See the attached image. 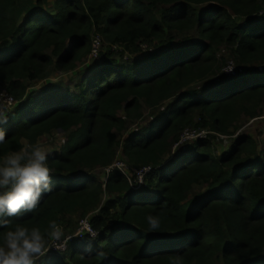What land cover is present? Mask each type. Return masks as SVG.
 I'll return each mask as SVG.
<instances>
[{
  "label": "trees",
  "instance_id": "16d2710c",
  "mask_svg": "<svg viewBox=\"0 0 264 264\" xmlns=\"http://www.w3.org/2000/svg\"><path fill=\"white\" fill-rule=\"evenodd\" d=\"M27 1L0 0V92L16 101L0 157L54 132L67 137L49 155L53 190L8 229L17 220L43 230L49 220L92 214L96 238H75L63 257L40 264H172L177 254L183 264H264V148L249 136L223 153L214 143L242 114L256 117L264 98V71L253 68L264 64V0H56L55 12L19 17ZM192 31L197 42L170 45L173 32ZM93 35L109 48L86 65L77 91L60 83L31 90L52 68L76 70L91 55ZM143 45L148 53L140 56ZM223 45L243 68L233 75L220 72ZM116 46L139 57L115 60ZM214 76L218 88L198 86ZM143 106L156 116L120 142L116 132L127 118H142ZM195 125L214 135L180 145ZM118 147L132 167H152L145 185L135 189L117 169L105 183L92 174L114 163ZM202 185L206 194L188 200ZM150 214L159 215L156 230Z\"/></svg>",
  "mask_w": 264,
  "mask_h": 264
},
{
  "label": "rangeland",
  "instance_id": "374dc122",
  "mask_svg": "<svg viewBox=\"0 0 264 264\" xmlns=\"http://www.w3.org/2000/svg\"><path fill=\"white\" fill-rule=\"evenodd\" d=\"M39 0H29L27 2H20L18 7V14L19 17L23 15H27L30 13H33L37 10H46L48 12H55L56 11V0H43L42 4H38ZM174 40L170 43L172 47L178 48L183 45H189L194 42H197L198 35L196 32H186L183 34H177L175 32L172 33ZM95 35V34H94ZM93 35V37H95ZM152 46H149L148 50L150 52H155L156 50ZM143 52L140 54V56L147 55L148 52H146V45H143ZM109 48L108 43L102 38V44L101 48L99 50V53L97 56L89 55L84 58H82L81 62L77 63L76 70L69 72V71H61L55 68H52L49 71L48 78L45 81L41 82H32L30 84L31 90L35 91L37 94L39 93V90L45 86L46 84H57L60 83L64 87V89H71L73 91H77L76 83H78V80L86 73L85 67L88 64H91L92 62H95L97 60H100V53H105ZM112 51L114 53L113 59L115 60H122L123 62H126L128 64L133 63L139 56L132 55L129 51H127L122 46H116L112 48ZM123 52V55L121 54ZM217 56L220 61L221 71L220 72H228L230 70H234V74L239 70L243 69L239 67L238 63L236 62L232 48L229 46H221L217 50ZM229 66V67H228ZM228 67V69H227ZM253 68L257 69L258 71H264V64H259L254 66ZM227 70V71H226ZM218 72V71H217ZM233 75V74H232ZM221 79L218 76L211 77L208 81L204 83H200L198 86L203 87L205 85H209V87H216L218 88ZM6 91V88H2L1 92ZM16 106V103L7 111V113L12 112ZM257 110V116L252 118L249 115L242 114L238 121L233 124L232 127H230L229 131L231 132V135H223L218 134L214 138V143L216 145L217 151L220 153L225 152L234 142V140L237 137L241 136H249L256 144L258 149L261 151L264 148V98L257 104L256 107ZM156 111L148 109L146 106H143L141 109L142 118L140 119H126V127L124 131L122 132H116L117 138L120 142H124L128 135L137 130L144 129L149 126L150 122L154 119V116H156ZM120 116H125L124 111L119 112ZM196 124L200 121L199 117L196 116ZM190 127L185 130V132L181 135L180 138V145H183L187 147L188 144L194 142V140L197 139H205L209 136L214 135L213 133L209 132L206 129H199L196 127ZM67 137V134H64L62 132H54L52 135L44 136L39 141L48 152L49 155L53 154L54 152H58L61 150V147L64 143L65 138ZM177 144H174L173 149L176 148ZM28 146V145H27ZM123 161L128 163L126 157L123 155L121 147L117 149V157L114 162L116 161ZM129 164V163H128ZM97 178H99L102 182H106V178L108 176L107 168H97L95 171L92 172ZM145 185V184H144ZM207 192V186H195L193 190L188 194V200H195L198 197L202 196L203 194H206ZM105 198V196H104ZM91 219L92 214H89L88 216ZM86 217H83L80 213V211L65 215L63 216L59 223L63 225L65 230V237L67 238L63 242H54L49 241L48 244V250L43 256L40 263L52 256L55 257H63L65 252H67L68 244L71 240L75 239L76 234L78 232L79 224L80 222L85 219ZM66 245V249L59 250L57 249L58 246Z\"/></svg>",
  "mask_w": 264,
  "mask_h": 264
},
{
  "label": "clouds",
  "instance_id": "9594fccd",
  "mask_svg": "<svg viewBox=\"0 0 264 264\" xmlns=\"http://www.w3.org/2000/svg\"><path fill=\"white\" fill-rule=\"evenodd\" d=\"M8 113L0 106V143L4 142ZM49 167V152L39 140L0 157V264H40L49 241L63 242L65 230L57 220H49L43 230L39 226L25 227L17 220L8 229L12 218L24 213L35 214L42 194L53 190ZM150 230L160 225L159 215L146 217ZM103 255V251L99 253ZM172 264H183L177 254Z\"/></svg>",
  "mask_w": 264,
  "mask_h": 264
},
{
  "label": "built area",
  "instance_id": "2783aa9c",
  "mask_svg": "<svg viewBox=\"0 0 264 264\" xmlns=\"http://www.w3.org/2000/svg\"><path fill=\"white\" fill-rule=\"evenodd\" d=\"M101 44H102V38L100 36H96L93 39L91 55L93 56L98 55L99 50L101 48ZM227 74H234V70L232 69L228 71ZM15 103L16 101L10 95H8V93L5 90L3 92H0V106L8 110ZM115 169L120 170L126 176L130 184L134 186L135 189H138L145 184L146 176L152 171V167L134 168L130 164L120 160L114 162L112 165L107 167L108 174ZM86 235H89L92 238H96L98 235L97 232L93 229L91 224V219L89 217H86L80 222L78 232L75 237L82 238ZM57 249L59 250L66 249V245L58 246Z\"/></svg>",
  "mask_w": 264,
  "mask_h": 264
}]
</instances>
